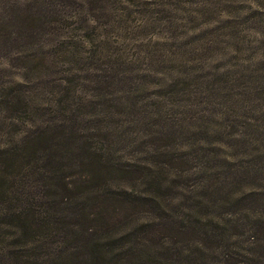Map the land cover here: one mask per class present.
<instances>
[{
  "label": "rangeland",
  "instance_id": "374dc122",
  "mask_svg": "<svg viewBox=\"0 0 264 264\" xmlns=\"http://www.w3.org/2000/svg\"><path fill=\"white\" fill-rule=\"evenodd\" d=\"M5 1L0 0V12ZM48 1L55 41L73 35L78 46L55 49L59 45L46 42L48 60L25 70L17 48L0 40V174L9 177L2 186L7 196L0 198V217H8L7 204L52 202V184L34 172L36 162L14 183L6 152L59 126L42 139H59L64 128L66 133L74 128L77 137L87 136L80 145L110 147L122 163H146L145 154L165 144L181 149L172 146L167 133L190 137L195 132L192 141L204 142L198 125L209 133L230 126L222 136L229 147L216 150L212 141L207 157L230 161L231 156L230 163L241 170L264 162V0ZM25 49L33 52L37 46ZM16 96L20 103L2 102ZM225 117L230 120L223 125ZM104 129L114 133L110 139L99 132ZM49 144L38 147L51 150ZM245 149L246 156L236 152ZM219 213L224 210L215 208L214 215ZM12 233L0 231L8 241Z\"/></svg>",
  "mask_w": 264,
  "mask_h": 264
},
{
  "label": "trees",
  "instance_id": "16d2710c",
  "mask_svg": "<svg viewBox=\"0 0 264 264\" xmlns=\"http://www.w3.org/2000/svg\"><path fill=\"white\" fill-rule=\"evenodd\" d=\"M51 7L48 0H6L0 12L5 14L0 16V31H6L4 36L0 32V40L17 48L25 70L48 60L46 42L52 48L59 45L55 49L78 46L73 35L55 41L57 28L48 25ZM66 25L75 31L74 24ZM34 46L33 52L25 49ZM2 102L10 106L21 100L16 96ZM229 120L223 118V125ZM198 126L206 141H192L195 132L190 137L167 133L172 146L181 149L165 144L146 153V163H122L110 147L87 141L80 145L79 139L87 136L77 137L74 128L68 133L64 128L59 139H42L62 126L8 149L14 183L24 178L17 179L25 176L23 170L27 175L25 166L34 161V172L52 184V202L7 204L8 217H0V231L13 233L11 241L0 234V264H264V162L241 170L230 163L231 156L226 159L230 161H223V155L208 158L212 141L216 150L229 147L222 136L230 126L212 133L204 131V124ZM99 132L109 139L114 134L111 129ZM213 134L219 137L211 139ZM48 142L51 150L38 147ZM6 182L8 174H0V198L7 196L2 189ZM215 208L224 213L214 215Z\"/></svg>",
  "mask_w": 264,
  "mask_h": 264
}]
</instances>
